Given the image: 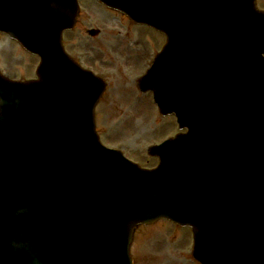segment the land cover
<instances>
[{"label": "water", "instance_id": "95a60500", "mask_svg": "<svg viewBox=\"0 0 264 264\" xmlns=\"http://www.w3.org/2000/svg\"><path fill=\"white\" fill-rule=\"evenodd\" d=\"M102 1L140 22L152 4L172 12L175 26L155 24L167 42L139 87L187 131L150 146L159 155L151 169L101 145L92 107L103 81L60 46L73 18L51 5L59 0H44L38 19L39 0H24L25 22L13 29L26 32L0 28L42 60L38 80L0 76V264H129L134 226L158 216L191 225L204 264H264V181L241 178L245 158L264 150V41L256 37L264 13L253 0ZM74 8L68 3L72 16ZM78 77L87 83L81 105Z\"/></svg>", "mask_w": 264, "mask_h": 264}, {"label": "rangeland", "instance_id": "374dc122", "mask_svg": "<svg viewBox=\"0 0 264 264\" xmlns=\"http://www.w3.org/2000/svg\"><path fill=\"white\" fill-rule=\"evenodd\" d=\"M258 1L264 7V0ZM81 3L83 9L87 6L85 10L94 7L90 13L93 17L85 23L79 21L64 39L70 55L93 66L106 82L102 98L94 107L100 139L129 159L150 167L157 159L147 154L146 147L179 131L174 116L159 115L151 92H139L135 85L164 42V35L125 22L124 16L105 10L95 0ZM95 27L100 31L97 37H84L86 28ZM36 64L35 56L16 51L11 42L0 43V66L8 76L34 77ZM191 239L189 228L164 220L139 228L130 242L133 264H198L191 256Z\"/></svg>", "mask_w": 264, "mask_h": 264}, {"label": "bare ground", "instance_id": "6f19581e", "mask_svg": "<svg viewBox=\"0 0 264 264\" xmlns=\"http://www.w3.org/2000/svg\"><path fill=\"white\" fill-rule=\"evenodd\" d=\"M93 6H91V9L93 10V8H92ZM91 9L89 8V12H88V14H90L92 11H91ZM108 22V20H106V22L105 23H107ZM110 23H112V22H110ZM107 25H109L108 23H107Z\"/></svg>", "mask_w": 264, "mask_h": 264}, {"label": "flooded vegetation", "instance_id": "af4514ba", "mask_svg": "<svg viewBox=\"0 0 264 264\" xmlns=\"http://www.w3.org/2000/svg\"><path fill=\"white\" fill-rule=\"evenodd\" d=\"M77 25V24H76ZM1 34V33H0ZM3 37H7L6 35H4V34H1ZM89 37L91 38V39H94L95 37L94 36H90L89 35Z\"/></svg>", "mask_w": 264, "mask_h": 264}]
</instances>
